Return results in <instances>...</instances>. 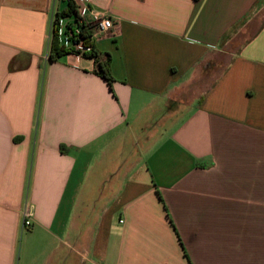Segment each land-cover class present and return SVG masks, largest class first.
<instances>
[{"label": "crops", "instance_id": "obj_1", "mask_svg": "<svg viewBox=\"0 0 264 264\" xmlns=\"http://www.w3.org/2000/svg\"><path fill=\"white\" fill-rule=\"evenodd\" d=\"M68 1L0 0V264H264V0H84L111 85Z\"/></svg>", "mask_w": 264, "mask_h": 264}, {"label": "trees", "instance_id": "obj_2", "mask_svg": "<svg viewBox=\"0 0 264 264\" xmlns=\"http://www.w3.org/2000/svg\"><path fill=\"white\" fill-rule=\"evenodd\" d=\"M68 17H74L75 21L80 20L78 7L74 0L68 1V6L62 12H58L55 16L54 34L50 49V61L55 62L62 57L74 53L82 54L87 59H92L96 63V74L104 79L109 85L114 83V77L111 71V56L109 54H102L97 49L95 39L92 38V26L89 23L81 25L80 38L82 39V48L76 49L77 40L72 41L71 47H67L62 43L61 25L62 20Z\"/></svg>", "mask_w": 264, "mask_h": 264}, {"label": "built area", "instance_id": "obj_3", "mask_svg": "<svg viewBox=\"0 0 264 264\" xmlns=\"http://www.w3.org/2000/svg\"><path fill=\"white\" fill-rule=\"evenodd\" d=\"M77 7H78V12L79 9H84L87 10V12L90 13V22H86L82 16H80L79 21H75V19L71 22L70 25L64 24V20H62V25H61V38L64 39L66 44L72 45L73 40H77L78 44L75 46L77 49L82 48V39L80 38L81 34V25L83 23H89L91 24L92 28V38L95 39L96 37L107 33L113 28V21L111 18L106 15L104 12H100L98 10H92L88 8V5L86 4L84 0H74ZM34 213L31 208H28L24 214L25 221L24 225L26 228H31L32 227V220H33Z\"/></svg>", "mask_w": 264, "mask_h": 264}, {"label": "rangeland", "instance_id": "obj_4", "mask_svg": "<svg viewBox=\"0 0 264 264\" xmlns=\"http://www.w3.org/2000/svg\"><path fill=\"white\" fill-rule=\"evenodd\" d=\"M262 10H261V7L255 12L256 14H254L253 16H255L254 18H257V19H261V18H263V15H264V5H262ZM259 13V14H258ZM66 25L68 24V25H70L71 24V21L69 20V21H66V23H65ZM243 25H245V24H242V26ZM244 27H241L240 28V30H242ZM240 30L237 32V33H239L240 32ZM235 32V33H236ZM231 38H232V40H234V35H232L231 36Z\"/></svg>", "mask_w": 264, "mask_h": 264}]
</instances>
